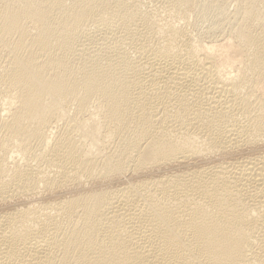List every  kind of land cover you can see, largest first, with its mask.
Returning a JSON list of instances; mask_svg holds the SVG:
<instances>
[{"label": "bare ground", "instance_id": "obj_1", "mask_svg": "<svg viewBox=\"0 0 264 264\" xmlns=\"http://www.w3.org/2000/svg\"><path fill=\"white\" fill-rule=\"evenodd\" d=\"M0 264H264V0H0Z\"/></svg>", "mask_w": 264, "mask_h": 264}, {"label": "rangeland", "instance_id": "obj_2", "mask_svg": "<svg viewBox=\"0 0 264 264\" xmlns=\"http://www.w3.org/2000/svg\"><path fill=\"white\" fill-rule=\"evenodd\" d=\"M232 9V8H231ZM191 21H193V19L191 20ZM201 25H202V23H200Z\"/></svg>", "mask_w": 264, "mask_h": 264}]
</instances>
